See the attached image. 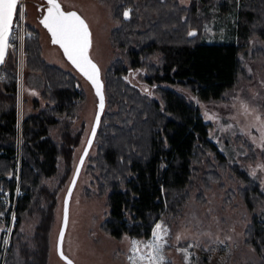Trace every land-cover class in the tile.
Wrapping results in <instances>:
<instances>
[{
    "label": "trees",
    "instance_id": "1",
    "mask_svg": "<svg viewBox=\"0 0 264 264\" xmlns=\"http://www.w3.org/2000/svg\"><path fill=\"white\" fill-rule=\"evenodd\" d=\"M108 1L118 22L110 31V39L123 50L127 64L114 58L105 79L102 73L105 107L84 168L93 175L96 193L105 197L101 230L116 239L127 235L130 241L140 242L136 250L129 244V263L136 257L135 264H150L147 254L151 249L145 245L152 241L159 224L163 264H168L164 249L170 236L169 220L187 202L202 159L210 152L219 160L225 159L209 136L210 123L194 99H222L244 74L240 54L248 46L256 47L264 57V0H190L187 5L178 0ZM213 5L235 16L225 40L209 41L203 36V25L209 21ZM127 8L130 16L125 18ZM24 52L25 70L40 77L41 89L38 96L25 102L30 106L24 107L22 158L18 161V60L10 45L0 67V213L11 208L2 197L5 190L13 197L20 170L22 194L17 198L18 216L9 243L13 249L21 213L29 216L38 211L32 260L25 255L23 264H33L36 256L42 264L59 203L58 192L71 179L74 152L84 137L85 126L74 129L72 120L86 92L72 71L44 58L40 34L28 22ZM135 69L144 71L142 80L151 94L126 79V73ZM231 167L243 182L239 193L251 213L244 243L264 263V216L256 211L264 201V192L236 164ZM51 177H56L53 186L45 181ZM38 197L44 201L42 208L36 203ZM3 214L0 223L5 224ZM233 248L216 242L204 249L190 240L178 246L185 261L206 264L212 259H226ZM10 262L13 264L12 252L7 251L6 264Z\"/></svg>",
    "mask_w": 264,
    "mask_h": 264
},
{
    "label": "rangeland",
    "instance_id": "2",
    "mask_svg": "<svg viewBox=\"0 0 264 264\" xmlns=\"http://www.w3.org/2000/svg\"><path fill=\"white\" fill-rule=\"evenodd\" d=\"M23 1L27 9L28 24L40 34L44 58L50 63L72 71L86 92L77 116L72 120L74 129L85 126L83 140L74 152L73 166H75L94 119L97 104L96 88L72 64L59 44L52 43L49 31L38 18L41 15L37 3L45 2V0ZM59 1L64 9L76 10L87 24L90 31L89 59L97 65L99 71L104 73V79L107 76L105 71L112 59L121 58L125 61V65L127 64L123 50L113 45L110 39V31L118 22L112 17V7L108 0ZM178 2L187 5L190 0H178ZM125 11L129 13V17V8L124 10L123 15ZM234 23L235 16L232 13H222L213 5L210 8L209 21L203 25V36L209 41L225 40L230 35L229 25ZM246 49L240 54L244 74L222 99L208 101L194 99L203 118L210 123L209 136L226 161L219 160L211 152L202 159L193 176L192 186L189 187L187 202L179 214L169 220L170 236L166 238L168 245L164 253L170 264H206L203 261L191 263L183 259V253L178 246L188 240L200 244L204 249H208L216 242H226L234 247L233 252L226 259H212L207 264H264L253 248L244 243V230L249 223L251 213L239 193V187L243 185V182L237 176L236 169L231 167L232 164H236L264 192V167H262L264 166V147L261 146V141L264 140V57H260L256 47L248 46ZM251 52L258 56H252ZM17 73L19 101L16 148L17 160H21L22 127L19 121L21 119L22 125L24 107L30 106V103H25L27 96H36L39 88L41 89V80L38 75L32 76L30 72H26L24 66L20 70L18 65ZM143 73V70H130L125 77L139 86L142 91L151 94L150 87L142 80ZM177 89L193 98L188 91L182 88ZM51 134L57 137L53 130ZM84 164L85 161L69 201L67 224L62 241L63 253L72 260L73 264H130L127 259L130 238L124 235L116 239L100 228L101 221L106 216L105 197L96 193L93 175L85 170ZM207 171L210 172L207 173ZM16 178L20 179V170L17 171ZM45 181L53 186L56 177L46 178ZM67 186L65 185L58 192L59 203L48 231V251L42 264H68L58 255L56 248ZM5 195L2 199L7 206ZM36 203L41 208L44 205L41 197L36 199ZM256 211L264 216V201L257 206ZM17 213L15 206L16 218ZM20 217L22 218L17 227L15 234L17 238H14L13 249H11V243L9 248L7 244L5 257H2L3 247L2 243L0 244L2 250H0V264H6L7 251L12 252L13 264L25 263L26 256L28 261L32 260L30 253L34 247L33 233L39 220V212L35 211L29 216L22 212ZM0 224H2L0 227L4 226L2 222ZM39 261L36 256L32 263L40 264Z\"/></svg>",
    "mask_w": 264,
    "mask_h": 264
},
{
    "label": "snow or ice",
    "instance_id": "3",
    "mask_svg": "<svg viewBox=\"0 0 264 264\" xmlns=\"http://www.w3.org/2000/svg\"><path fill=\"white\" fill-rule=\"evenodd\" d=\"M49 7L47 15L40 21L52 35V43L59 44L64 54L94 85L96 94L100 97V108H103V95L101 93V85L98 79V69L96 65L89 59L88 51L90 47V33L87 24L75 12H65L61 10V6L57 0H47ZM18 0H0V60L3 59L4 51L8 47L9 33L13 26V17L16 14ZM129 13L125 11L124 16L127 18ZM194 35V33H189ZM259 119V117H258ZM95 135V128H93ZM89 145L91 140H89ZM264 147V140L261 141ZM87 149H85V155ZM83 157H81V163ZM264 167V166H262ZM3 213H0L2 215ZM161 225L157 224L153 230V239L145 247L151 249L147 254L150 264H163V256L161 254L162 245L160 243L161 236L159 230ZM166 231V230H165ZM179 239V238H178ZM133 249L136 250L138 241H130ZM132 264H135L136 257H132ZM139 259H143L140 257ZM69 264L71 262L69 261Z\"/></svg>",
    "mask_w": 264,
    "mask_h": 264
},
{
    "label": "built area",
    "instance_id": "4",
    "mask_svg": "<svg viewBox=\"0 0 264 264\" xmlns=\"http://www.w3.org/2000/svg\"><path fill=\"white\" fill-rule=\"evenodd\" d=\"M26 22H27V9L25 2L23 0L18 1L17 6V12L13 21V26L11 28V33L9 36V45L15 49L17 53V60L19 69H22V66H24L25 63V52H24V45H25V39H26ZM21 105V102H20ZM19 124L21 126V119L19 121ZM20 161V159H18ZM5 199L6 202H8V205L11 207L10 211L6 212L4 215V219H6V222L3 227H0V230L2 232V250L3 254L2 257H5L7 244L9 243L10 235L12 232L13 227L16 223V215H15V206L17 202L18 196L21 194V189L19 187V179H17V185L13 192V197H10V193L8 190L5 191ZM5 243V244H4Z\"/></svg>",
    "mask_w": 264,
    "mask_h": 264
},
{
    "label": "water",
    "instance_id": "5",
    "mask_svg": "<svg viewBox=\"0 0 264 264\" xmlns=\"http://www.w3.org/2000/svg\"><path fill=\"white\" fill-rule=\"evenodd\" d=\"M45 1L47 3V0H45ZM57 3L60 4L62 11L75 12L81 18L80 14L76 10H73V9L66 10V9H64L63 6H62V3L59 0H57ZM48 7H49V5L45 9L46 10V15H47V8ZM15 15L16 14H14L13 21H14ZM10 33H11V30H10ZM10 33H9V36H10ZM89 33H90V31H89ZM50 35H51V33H50ZM51 37H52V35H51ZM8 50H9V39H8V47L4 51L3 59L0 60V67L3 64V62H4V60H5L6 56H7ZM93 64H95V63H93ZM96 68L98 69L97 65H96ZM98 79H99V83L101 85V89L100 90H101V93L103 95V100H104L103 108L102 109L100 108V97L97 96V104H96V111H95L94 119H93V122H92V125H91V128H90V131H89V133H88V135H87V137L85 139L84 146H83V148L81 150V153H80V155H79V157H78V159L76 161V164H75V167H74V171L72 173L71 179H70V181L68 183V186H67L66 192L64 194V198H63V209H62L63 216H62L61 227H60L58 238H57V244H56L57 247L56 248H57L58 255L62 259H64L66 262H68V264H69V261L71 262V264H73V262H72V260L70 258H68L63 253L62 241H63V237H64V233H65V229H66V224H67L69 201H70V197H71V193H72L73 187H74L75 182L77 180V177L79 175V172H80V170H81V168L83 166V163H84V161H85V159L87 157V154L90 151V148L92 146V143H93V140H94V137H95V135H93V128H95V134H96L97 128H98V125H99V122H100V119H101V115H102L104 107H105V95H104V90H103L102 71H99V69H98ZM89 140H91V144L90 145L88 143ZM85 149H87V154L86 155H85ZM81 157H83V162L82 163H81Z\"/></svg>",
    "mask_w": 264,
    "mask_h": 264
},
{
    "label": "flooded vegetation",
    "instance_id": "6",
    "mask_svg": "<svg viewBox=\"0 0 264 264\" xmlns=\"http://www.w3.org/2000/svg\"><path fill=\"white\" fill-rule=\"evenodd\" d=\"M38 5V10L40 12V17H38L40 19V21L44 18V16L46 15V7L48 6V4L45 2H40V3H37ZM28 17V16H27Z\"/></svg>",
    "mask_w": 264,
    "mask_h": 264
},
{
    "label": "crops",
    "instance_id": "7",
    "mask_svg": "<svg viewBox=\"0 0 264 264\" xmlns=\"http://www.w3.org/2000/svg\"><path fill=\"white\" fill-rule=\"evenodd\" d=\"M31 74H32V76H33V75H37V74H34V73H31ZM39 93H40V88H39V91L36 93V96H38ZM33 97H35V96H32V97L27 96L28 99H31V98H33ZM1 225H2V224H0V226H1ZM0 231H1V230H0ZM1 237H2V236H1V232H0V243H1Z\"/></svg>",
    "mask_w": 264,
    "mask_h": 264
}]
</instances>
